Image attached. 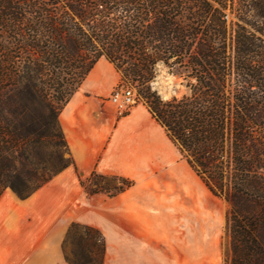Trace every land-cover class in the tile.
Instances as JSON below:
<instances>
[{"label":"trees","instance_id":"1","mask_svg":"<svg viewBox=\"0 0 264 264\" xmlns=\"http://www.w3.org/2000/svg\"><path fill=\"white\" fill-rule=\"evenodd\" d=\"M64 1L0 0V195L28 198L74 165L59 114L104 57L228 203L227 264H264V0ZM161 64L187 93L153 89ZM37 144L51 148L44 160ZM108 179L122 183L112 196L133 185L95 171L81 183L111 193ZM106 248L100 230L80 223L62 244L68 264H103Z\"/></svg>","mask_w":264,"mask_h":264},{"label":"crops","instance_id":"2","mask_svg":"<svg viewBox=\"0 0 264 264\" xmlns=\"http://www.w3.org/2000/svg\"><path fill=\"white\" fill-rule=\"evenodd\" d=\"M120 81L115 66L100 58L59 114L74 165L28 198L10 188L0 195V264H68L62 244L73 223L102 231L103 264H162L164 252L147 242L159 239L173 217L187 215L178 195L169 202L161 197L174 192L169 172L187 166L145 103L118 115L108 98ZM94 171L133 185L118 196L90 195L81 179Z\"/></svg>","mask_w":264,"mask_h":264},{"label":"rangeland","instance_id":"3","mask_svg":"<svg viewBox=\"0 0 264 264\" xmlns=\"http://www.w3.org/2000/svg\"><path fill=\"white\" fill-rule=\"evenodd\" d=\"M60 1L62 4L65 2L64 0ZM226 12L229 22L237 21V17L231 13L230 9L226 10ZM120 84L132 87L122 79L118 85ZM152 87L163 99H169L173 96L181 97L188 92L183 79L171 73L162 64L158 67V74L152 82ZM139 103H144V101L140 99ZM8 116L12 117L11 114H8ZM32 151H35L34 153L38 152L40 160H44L50 153L51 148L45 147L44 144H37ZM183 159L180 155L179 163L186 164L187 168L180 167V169L188 172L198 193L200 192L201 198L195 203H189L185 200L183 194L174 188L173 183L170 181V187L174 192L167 199L165 195L168 194L163 193L161 197L164 201L169 202L175 201V197L178 195L181 209L186 203L187 215L173 217L172 223L162 225L159 239L148 241L147 248H156L164 252L160 258L162 264H227L230 252V237L227 225L229 205L223 198L214 196ZM37 169L42 174L48 173L41 166ZM104 183L111 189V193H106L109 196L116 192L115 187L122 186L121 182L111 179ZM115 194L114 196H118L120 193ZM170 211L174 212V207ZM102 235L104 236L103 233Z\"/></svg>","mask_w":264,"mask_h":264},{"label":"built area","instance_id":"4","mask_svg":"<svg viewBox=\"0 0 264 264\" xmlns=\"http://www.w3.org/2000/svg\"><path fill=\"white\" fill-rule=\"evenodd\" d=\"M108 100L116 106L118 115L124 116L140 102V97L133 87L120 84L114 88Z\"/></svg>","mask_w":264,"mask_h":264},{"label":"bare ground","instance_id":"5","mask_svg":"<svg viewBox=\"0 0 264 264\" xmlns=\"http://www.w3.org/2000/svg\"><path fill=\"white\" fill-rule=\"evenodd\" d=\"M170 180L173 182L174 188L181 194H183L186 201L189 203H195L201 198L198 193L196 186L194 185L192 179L188 172L182 171L179 167L173 169L168 174Z\"/></svg>","mask_w":264,"mask_h":264}]
</instances>
